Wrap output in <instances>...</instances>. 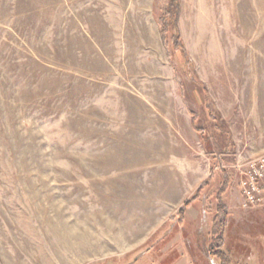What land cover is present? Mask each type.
<instances>
[{
	"label": "rangeland",
	"instance_id": "rangeland-1",
	"mask_svg": "<svg viewBox=\"0 0 264 264\" xmlns=\"http://www.w3.org/2000/svg\"><path fill=\"white\" fill-rule=\"evenodd\" d=\"M262 152L264 0H0V264H264Z\"/></svg>",
	"mask_w": 264,
	"mask_h": 264
},
{
	"label": "trees",
	"instance_id": "trees-1",
	"mask_svg": "<svg viewBox=\"0 0 264 264\" xmlns=\"http://www.w3.org/2000/svg\"><path fill=\"white\" fill-rule=\"evenodd\" d=\"M171 9L170 11H168V15H169V18L167 21L164 22V29L167 30V29H171L173 31V35L174 37L177 36L178 37V34H177V24H176V20H177V15H178V4H175L174 3L171 5ZM179 38L177 39L175 45L172 46V49L173 51H181L183 56H185V52H183V49H181V45L179 46ZM188 72V71H187ZM201 130L199 129V132ZM229 180V176L227 174V172L225 171L224 173H222V185L224 183H227ZM199 195L198 197L200 196V194L202 193V187L199 189ZM218 198H216L217 200ZM218 201V200H217ZM187 203V202H186ZM184 209L185 208H182L181 209V215H183L184 213ZM219 210H223L224 213H226V208L225 206L222 204V202H217L216 203V212L218 213ZM226 215V214H225ZM225 217H221L219 218V221L218 222H215L216 219H214V222H215V226L212 225L213 227V232L215 233L214 235V238L216 239V242H213V241H210L208 243V245H206V253L209 254V256L211 257H214V256H218L220 259H221V263L222 264H227V256L226 254L222 251V249L220 248L222 246V232H223V229L225 227ZM214 227H217V229L219 230H215Z\"/></svg>",
	"mask_w": 264,
	"mask_h": 264
},
{
	"label": "built area",
	"instance_id": "built-area-1",
	"mask_svg": "<svg viewBox=\"0 0 264 264\" xmlns=\"http://www.w3.org/2000/svg\"><path fill=\"white\" fill-rule=\"evenodd\" d=\"M243 205L251 208L264 203V152L249 158L242 170Z\"/></svg>",
	"mask_w": 264,
	"mask_h": 264
},
{
	"label": "crops",
	"instance_id": "crops-1",
	"mask_svg": "<svg viewBox=\"0 0 264 264\" xmlns=\"http://www.w3.org/2000/svg\"><path fill=\"white\" fill-rule=\"evenodd\" d=\"M184 213H185L184 218L181 219L180 223L184 224L187 222L189 223V226L192 228L189 230L190 237H188L191 240L190 243L193 244V248H196L197 251L201 252L202 255L207 258L209 254L206 253L205 237L203 239V236L204 234L206 237L208 236L207 233H208L209 226H210L211 216H209V213H208V216H206L207 213L205 212L204 204L201 201H197L195 204V207H188ZM260 214L263 215V213L261 212ZM262 225L263 224H261L260 226L264 227V225L263 226ZM253 226H256V225H253ZM168 233L169 232H167V235ZM191 233L194 234L196 238L192 236ZM260 242H261V239H260ZM196 244L198 245L199 249Z\"/></svg>",
	"mask_w": 264,
	"mask_h": 264
}]
</instances>
